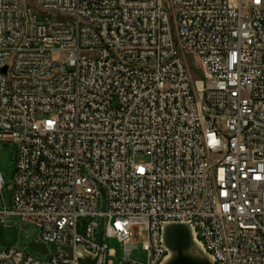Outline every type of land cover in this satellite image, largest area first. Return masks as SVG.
<instances>
[{"label":"built area","instance_id":"obj_1","mask_svg":"<svg viewBox=\"0 0 264 264\" xmlns=\"http://www.w3.org/2000/svg\"><path fill=\"white\" fill-rule=\"evenodd\" d=\"M165 2L0 0V144L18 151L0 222L56 249L0 264H164L166 224L215 264H264V0Z\"/></svg>","mask_w":264,"mask_h":264},{"label":"rangeland","instance_id":"obj_2","mask_svg":"<svg viewBox=\"0 0 264 264\" xmlns=\"http://www.w3.org/2000/svg\"><path fill=\"white\" fill-rule=\"evenodd\" d=\"M166 4L165 0H162ZM40 21H44L45 17L38 15ZM17 148L13 145L0 144V176L2 175L5 181V189L0 192V209L7 208L9 212H13L14 206V181L17 170ZM137 163L146 164L149 158L145 155H138ZM39 239V235L30 236L28 229H23L21 220L17 216H13L5 222H0V252L16 249L28 255H31L41 261L48 262L52 256L56 254V249L53 245H49L50 253L46 256L41 255L31 249L29 244ZM196 242V240H195ZM105 243L111 251H114L118 258H122L124 254L123 245L116 239L105 240ZM197 244V242H196ZM132 259L144 262L146 254L143 252L141 245L132 254ZM113 260L115 263L117 259Z\"/></svg>","mask_w":264,"mask_h":264},{"label":"water","instance_id":"obj_3","mask_svg":"<svg viewBox=\"0 0 264 264\" xmlns=\"http://www.w3.org/2000/svg\"><path fill=\"white\" fill-rule=\"evenodd\" d=\"M103 211H106V201L103 203ZM23 229L30 228V225L21 223ZM104 221L101 222V227L98 234V242L102 243ZM30 236L34 234L35 230H30ZM164 243L168 250V257L164 264H215L213 258L206 253L203 246L200 245L199 240L196 237L193 227L189 224H166L164 226ZM195 240L198 242V251L201 256H197L193 253L195 246ZM31 249L44 256L48 255L49 250L45 244H37L31 242L29 244ZM69 253V258H73V250L66 249ZM100 255H91L87 253L83 248L78 251V263L79 264H99Z\"/></svg>","mask_w":264,"mask_h":264},{"label":"bare ground","instance_id":"obj_4","mask_svg":"<svg viewBox=\"0 0 264 264\" xmlns=\"http://www.w3.org/2000/svg\"><path fill=\"white\" fill-rule=\"evenodd\" d=\"M200 245H201V244H200ZM195 246H197V247H196V249H195V248L193 249V253H194L195 255H197V256H201V255H200V252H199L198 249H197V248H198V242H197V244L195 243Z\"/></svg>","mask_w":264,"mask_h":264}]
</instances>
